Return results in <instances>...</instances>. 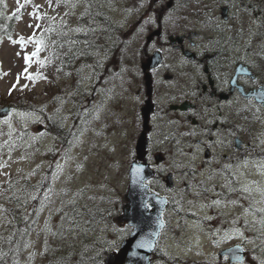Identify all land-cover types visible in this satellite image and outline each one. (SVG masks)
<instances>
[{
	"label": "rangeland",
	"instance_id": "374dc122",
	"mask_svg": "<svg viewBox=\"0 0 264 264\" xmlns=\"http://www.w3.org/2000/svg\"><path fill=\"white\" fill-rule=\"evenodd\" d=\"M194 1L181 3L186 10L177 6V0H156L152 10L145 0L0 1V15L14 18L12 34L0 39V105L16 107L15 112L0 117V231L7 221L3 208L11 202L9 198L16 197V191L27 204L17 210L34 218L28 237L15 249L12 264H42L57 227L61 228L59 242L79 241L84 248L98 251L102 246L117 250L128 237L132 227L117 218L127 201L129 168L143 129L146 79L141 62L157 48L163 52L164 62L153 72V101L159 110L152 115L148 159L154 165L155 154L162 153L164 159L155 166L157 175L148 184L173 204L164 212L161 246L174 260L171 264H264V107L254 99L235 97L233 121L236 127L245 128L246 146L225 147L221 144L224 136L219 135L213 157L206 159L202 145L195 144L196 136L191 143L180 134L189 124H182L175 116L178 113L168 117L163 110L180 99L179 89L191 86L190 73L194 78L203 77L202 68L168 45L167 36L150 44L146 40L158 27L160 8L171 2L162 25L178 30L179 35L190 33L192 40L187 39L185 45L192 46L193 41L195 52L208 49L210 54L216 53L219 63H247L257 78L246 82L264 84V0L257 1L253 10L248 1L235 0L228 13L222 8L219 11L217 0ZM97 8L126 28L135 24L133 37L123 36L129 41L128 51L116 43L111 54L92 50L93 55L98 53L96 66L77 69L86 93L77 90L74 76L62 77L50 70L46 48L39 57L45 61L43 66L35 61L26 65L24 57L34 51V44L22 48L13 41L34 34L39 38L44 17L65 25L69 33L81 23H89ZM141 16L144 19L139 24ZM203 20H212V25L203 27ZM147 22L150 25L145 26ZM26 68L27 73L39 72L42 78L28 79ZM54 119L66 130L75 123L73 132L60 137L50 131L49 120ZM169 173L173 187L166 184ZM73 202L95 203L110 211L109 224L97 225L90 234L97 238L95 242L84 243L64 228L68 219L64 211ZM236 244L243 246L245 256L231 263L221 251Z\"/></svg>",
	"mask_w": 264,
	"mask_h": 264
},
{
	"label": "trees",
	"instance_id": "16d2710c",
	"mask_svg": "<svg viewBox=\"0 0 264 264\" xmlns=\"http://www.w3.org/2000/svg\"><path fill=\"white\" fill-rule=\"evenodd\" d=\"M188 1L195 3L194 0ZM188 1L177 0L175 3L181 9L186 10V7L181 6V3L187 4L189 3ZM246 1L250 5L248 8L252 10L256 8L255 3L257 1L261 2V0ZM145 2L146 6L150 7V10L154 9L156 0H145ZM197 11L199 10L197 9ZM158 16L159 13H157ZM142 19H144L143 16L140 17L141 22L139 24L142 23ZM41 22L44 23L42 26L40 25L42 28L40 37H43L44 48L49 52L50 63L48 67L55 74L62 77L74 76L75 86L80 93H84V89L83 85L80 84V76L76 71L79 67L86 66V64L88 66H96L99 61L98 53L93 55L92 50H96L101 55L102 51L106 54H111L112 45L116 43L124 46L123 51H128L130 49L128 46L129 41L124 40L123 36L127 38L133 37L131 28L135 24L134 21L131 23L130 29L126 28L125 25L115 22L107 12L100 10V8H97L95 13H92L89 23L83 22L69 33L65 25H60L59 22L53 21L52 18L44 17ZM205 22L212 25V21L205 20ZM146 25H150V22L145 23ZM13 28L14 18L0 15V38L4 35L10 36ZM116 34L121 35V38L119 39ZM60 47L64 51H60ZM98 49H101V51ZM83 50H85V53ZM78 99L82 100L81 97H78ZM74 118L76 122L77 116L75 115ZM49 123L51 125L50 130L60 137L69 134L73 129L72 127V129L66 130L63 127V123L56 119L49 120ZM14 196L16 197L9 198L11 201L9 205L3 208L4 212H6L7 221L5 229L0 231V264L13 263L15 249L17 247L20 248L22 242L26 240L34 222V218L31 215L28 216L25 212L17 210V208H20L19 206L21 208L27 206L26 201L22 200V193L16 191ZM94 204L92 203L89 206L81 202H73L68 204L66 206L67 211H64V214H67L68 217L65 220L66 226L64 228L71 230L75 236H80L84 243H88L91 240L95 242L97 239L95 235L90 236V234L94 233L95 227L102 223L109 224L111 220V215H108L111 213L108 209H99ZM60 229L58 227L56 229L53 228V239L45 248V260L42 264H106L105 260L110 252L109 247L105 246L103 248L102 246L98 251L93 248H84L79 241L75 243L73 241L59 242L61 234L58 232ZM161 257L154 253L153 259L157 262L165 259L166 262L172 263L170 258Z\"/></svg>",
	"mask_w": 264,
	"mask_h": 264
},
{
	"label": "flooded vegetation",
	"instance_id": "af4514ba",
	"mask_svg": "<svg viewBox=\"0 0 264 264\" xmlns=\"http://www.w3.org/2000/svg\"><path fill=\"white\" fill-rule=\"evenodd\" d=\"M173 1V0H172ZM235 0H222V5L225 2H229L232 7V2ZM173 3V2H172ZM169 3L168 7L163 6L161 7V11L159 12V30L160 35L151 37V41L148 44L155 42L157 39H163L165 36L169 39L170 44L168 45L173 46L175 49L182 51L183 55H185L192 63H196L195 66L202 68V75L203 77L194 78L192 73H190L189 79L191 82V86L187 87L186 90L179 89L178 93L180 95V99L175 100L174 102L169 103L167 108L163 107L166 116H170L172 112L178 113L175 116L178 120L181 121L182 124H189L186 128L181 131V135L186 142H192L194 136L195 137V144L202 145L203 147V155L206 159H211L213 154L215 153L213 147L215 142H217V138L219 135L224 136V140L221 141V144H224L225 147L233 144L236 147V138L239 136L241 138V149L246 146V140L244 139L243 135L245 134L244 127H236L233 121V112H234V99L235 97H240L245 99V97L239 92L237 87L233 88L232 79L234 77L236 64L233 62L227 63H219L217 54H210V52L206 51V53L195 52L194 49V42L192 41V46H186L185 41L187 39L192 40L190 37V33L185 35H179L178 30L171 29L167 25H162L163 21H166L163 18L167 15L168 9H170ZM174 4V3H173ZM172 4V5H173ZM172 7V6H171ZM172 10V8H171ZM164 12L166 13L164 15ZM203 24V27L208 26L204 21H200V24ZM178 25V24H177ZM197 26L198 24H193ZM178 27V26H176ZM196 28V27H195ZM155 29V28H154ZM153 29V30H154ZM193 30L194 28H189ZM152 30V31H153ZM197 30V29H194ZM150 31L149 34H153L155 31ZM177 33V34H174ZM180 36L181 38H178ZM174 37L176 39H174ZM173 38V40H172ZM148 40V35L147 39ZM156 50H159L158 48ZM189 52L186 54V52ZM218 53V52H217ZM151 56V54H147L145 61ZM163 60V61H162ZM161 62L150 69V73L152 76V97H154V77L153 72L159 69L160 66L163 65L164 58H162ZM141 62V71L145 75L144 70L142 69ZM191 72L193 69H189ZM248 76H240L238 82L243 84L246 90L257 88L258 84H251L250 82H246ZM171 79V78H170ZM185 88V87H184ZM181 92V93H179ZM175 91L171 95H175ZM146 102V100H145ZM154 112H158L159 105L156 101H154ZM186 103L187 109L182 110L177 108L178 105ZM14 106L13 104H11ZM223 116L225 118H223ZM173 117V115H171ZM195 146V147H196ZM222 156L227 159L228 154L223 152ZM172 202H168L165 211L171 209ZM151 208V207H150ZM164 211V212H165ZM166 225V223H165ZM165 227L163 228L164 232ZM163 232L159 235L154 253H157L159 256H163L166 254L164 251V247L161 246V242L163 241ZM153 253V257H154ZM159 263L162 261L159 260ZM157 261L153 259V264H156Z\"/></svg>",
	"mask_w": 264,
	"mask_h": 264
},
{
	"label": "water",
	"instance_id": "95a60500",
	"mask_svg": "<svg viewBox=\"0 0 264 264\" xmlns=\"http://www.w3.org/2000/svg\"><path fill=\"white\" fill-rule=\"evenodd\" d=\"M155 34H160V31L157 30L151 34L149 40ZM161 60L162 54L157 51L142 63V68L145 71L148 98L146 104L142 107L143 130L136 143L137 158L132 161L129 169L130 183L126 194L127 202L123 207L122 214L118 217L119 221L127 222L133 229L129 236L122 241L120 248L108 254L106 258L107 264H151V254L164 227L163 211L168 199L151 191L147 183L155 175V170L147 161L150 141L147 133L150 129V114L154 110V103L152 102L153 80L150 69L157 66ZM240 75L255 77L248 65L240 63L237 66L232 85L234 87L237 86L242 95L247 98H254L255 101L264 107V85L257 89L246 91L245 87L238 83ZM177 108L185 110L187 105L183 103L178 105ZM9 112V106L0 108V115ZM236 146L241 148L240 137L236 138ZM156 159L158 162L162 159V156L158 154ZM166 184L168 187H173L174 183L171 173L167 175ZM149 205L152 209H149ZM221 254H228L231 262L242 261L245 255L242 246L239 244L222 250Z\"/></svg>",
	"mask_w": 264,
	"mask_h": 264
},
{
	"label": "snow or ice",
	"instance_id": "6c2138e0",
	"mask_svg": "<svg viewBox=\"0 0 264 264\" xmlns=\"http://www.w3.org/2000/svg\"><path fill=\"white\" fill-rule=\"evenodd\" d=\"M13 43L20 44V46L22 48L26 47V45L28 43L34 44V46H35L34 51H32L30 54H26L24 57L25 63L29 67L31 66L33 61H35V63H37L38 65H41V66H43L45 64V61L39 58L40 53L44 50V39H43V37L38 38L34 34L33 36L25 39L23 36H21L18 41H13ZM18 55H19V53H18ZM25 73L27 75V78L30 80H33V81H35L36 79L42 78L39 72L36 73L35 75L27 73V68L25 69ZM21 115H23V114H21Z\"/></svg>",
	"mask_w": 264,
	"mask_h": 264
},
{
	"label": "bare ground",
	"instance_id": "6f19581e",
	"mask_svg": "<svg viewBox=\"0 0 264 264\" xmlns=\"http://www.w3.org/2000/svg\"><path fill=\"white\" fill-rule=\"evenodd\" d=\"M213 262V261H212ZM206 263V262H205ZM204 264V263H203ZM207 264V263H206Z\"/></svg>",
	"mask_w": 264,
	"mask_h": 264
}]
</instances>
